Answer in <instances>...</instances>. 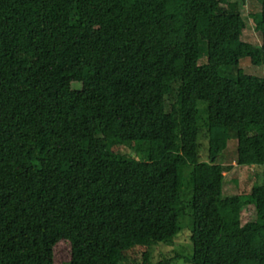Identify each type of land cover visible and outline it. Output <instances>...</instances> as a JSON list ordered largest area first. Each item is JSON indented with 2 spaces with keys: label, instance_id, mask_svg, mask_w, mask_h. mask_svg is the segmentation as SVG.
Wrapping results in <instances>:
<instances>
[{
  "label": "trees",
  "instance_id": "trees-1",
  "mask_svg": "<svg viewBox=\"0 0 264 264\" xmlns=\"http://www.w3.org/2000/svg\"><path fill=\"white\" fill-rule=\"evenodd\" d=\"M260 3L255 46L232 0H0V264H172L150 247L185 208L191 264H264V183L223 196L216 162L233 136L236 166L264 165ZM242 58L263 76L221 73Z\"/></svg>",
  "mask_w": 264,
  "mask_h": 264
},
{
  "label": "rangeland",
  "instance_id": "rangeland-1",
  "mask_svg": "<svg viewBox=\"0 0 264 264\" xmlns=\"http://www.w3.org/2000/svg\"><path fill=\"white\" fill-rule=\"evenodd\" d=\"M238 4V9L245 21V27L241 34V39L245 42L251 43L255 46L261 44V33L256 29L255 18L253 15L259 14L261 10L260 0H232ZM199 62H205V56L200 58ZM237 70H242L246 74L255 76H263V68L259 65H253L250 63L248 58H242L239 61L236 69H224L221 73L226 76H233ZM72 88H79L80 82H71ZM176 84H174V90L170 95L165 97V110L170 109V105L176 100ZM203 111L207 114L205 103L203 101L198 102V115L201 117ZM201 115V116H200ZM113 151L116 152L123 159L145 161L148 159L147 142L145 141H126L119 144H115ZM200 155L204 159L205 151L200 148ZM236 155V138L231 136L225 149L220 153L216 162L225 166L224 170V182L222 184V195H230L234 193L246 194L251 190V187L256 182L264 183V165L263 166H236L235 162ZM183 178L180 176V195L181 200L186 203L190 198V189L187 185L189 179V171L191 166L184 168ZM188 171V176L187 172ZM187 177V179H186ZM187 209L185 213L179 216L180 230L171 240L167 242H158L152 244L150 247V262L153 263L156 260L170 255H177L178 258L172 262V264H191L190 259L192 256V244L190 240V233L192 230V221L189 219ZM241 220H252L255 217L254 208L252 205H246L242 208ZM128 254V253H127ZM124 254V255H127ZM121 264H128V258H123Z\"/></svg>",
  "mask_w": 264,
  "mask_h": 264
},
{
  "label": "crops",
  "instance_id": "crops-1",
  "mask_svg": "<svg viewBox=\"0 0 264 264\" xmlns=\"http://www.w3.org/2000/svg\"><path fill=\"white\" fill-rule=\"evenodd\" d=\"M253 166V165H252Z\"/></svg>",
  "mask_w": 264,
  "mask_h": 264
}]
</instances>
